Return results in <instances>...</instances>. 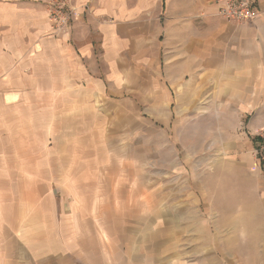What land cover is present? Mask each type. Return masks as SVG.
<instances>
[{"label":"crops","instance_id":"1","mask_svg":"<svg viewBox=\"0 0 264 264\" xmlns=\"http://www.w3.org/2000/svg\"><path fill=\"white\" fill-rule=\"evenodd\" d=\"M258 5L256 20L238 22L220 16L213 0H75L71 28L55 37L44 2L0 0L1 121L5 106L36 108L35 96L31 101L25 95L37 93L39 64L51 70L60 62L63 93L83 92L86 79L95 93L107 95L133 83L136 61L146 69L142 92L156 100L149 102L152 109H167L169 92L179 108L185 106L182 100L191 108L198 94L223 95L215 97L221 108L258 111L253 127L259 126L264 121V0ZM98 62L104 63L103 72ZM111 108L116 105L106 101L104 109ZM114 125L109 117L94 120L100 149L84 150L77 133L66 149L55 152L59 164L49 151L42 163L31 148L0 150V264H149L153 254L156 264H227L213 252L211 229H205L204 245L196 244L198 217L202 224L207 221V212L198 207H212L211 186L193 181L185 167L158 165L155 182L148 165L135 167L130 176L123 156L114 160L113 143L121 141ZM210 142L219 148L210 156L237 155L249 147L242 141L230 150L223 133ZM246 150L258 232L251 264H264V155L255 149L259 157L253 158ZM239 167L244 172L241 166L234 169ZM216 190V197H227L226 185ZM118 247L128 255L122 263L116 261Z\"/></svg>","mask_w":264,"mask_h":264},{"label":"rangeland","instance_id":"2","mask_svg":"<svg viewBox=\"0 0 264 264\" xmlns=\"http://www.w3.org/2000/svg\"><path fill=\"white\" fill-rule=\"evenodd\" d=\"M38 1L47 5L48 0ZM17 65L20 66V63ZM98 66L103 72L104 63L98 62ZM158 68L160 69V66ZM132 71L131 80L134 81L133 83L128 81L129 87L126 91L107 95L95 93L96 86L85 79L83 92L76 94L61 92L63 78L60 76V62L53 63L51 70L48 68L46 70L44 64H39L37 93L25 95V100L30 97L31 101L35 96L36 108L4 107V122L1 121L0 115V124L4 125H0V150L23 152L31 148L36 150L37 161L42 163L45 156L49 155V151L53 153L54 164H59L56 160L60 161V154L55 156V152L61 151L62 148L66 149L71 139L76 140L77 133L81 135L84 150H99L102 143L94 141L91 123L109 117L115 122L114 133L119 134L118 137L121 139L113 143L116 147L113 151L114 160L117 161L123 156L130 176L134 173L135 167L148 165L150 177L154 178L150 182H155L158 165L166 169L173 166L185 167L193 181L211 186L212 207L204 205L198 207L207 212V221L202 224L198 217L196 244L204 245L205 229H211L213 252L218 260L227 264L253 263L255 254L252 253V249L257 245L258 232L252 215L254 210V206L251 205L252 191L248 189L252 181L251 169L250 167L246 169L244 153L250 148L253 158L259 157L255 155L258 142L255 143L254 137L257 139V131L264 125V121L253 127L258 111L254 115L241 113L231 107L221 108L223 103L215 97L218 99L223 95L210 93L198 94L191 108H187V104L182 100L181 105L185 106L179 108L178 101L177 104L172 103L173 93L170 92L171 104H167V109H152L150 105L153 104L149 102L153 99L146 98L148 96L142 92L144 87L141 84V76L146 69L141 62L134 61ZM45 74L52 76L46 77ZM63 81L66 85L65 79ZM50 87L53 90L52 94L44 92ZM16 97L17 94L14 95V98ZM106 101L114 103L116 108L104 109ZM219 133L228 136L227 144L230 150L234 149L235 145L243 144L242 141L249 147L237 155L228 151L227 154L214 153L210 156L208 154L210 150L219 149L214 148L213 145L216 143L210 142L214 134ZM235 166H241L244 172L240 167L235 170ZM221 185L227 186V197H216V189ZM210 208L212 212H209ZM104 238L101 237V240ZM150 243V240L148 243L144 242L148 246ZM127 259L128 255L124 256L118 247L116 261L122 263L120 261ZM147 262L156 264V255L149 256Z\"/></svg>","mask_w":264,"mask_h":264},{"label":"built area","instance_id":"3","mask_svg":"<svg viewBox=\"0 0 264 264\" xmlns=\"http://www.w3.org/2000/svg\"><path fill=\"white\" fill-rule=\"evenodd\" d=\"M218 14L225 19L247 22L259 17L258 0H213ZM48 15L52 35L59 37L71 28L76 16L75 0H48ZM256 152L264 155V125L258 129Z\"/></svg>","mask_w":264,"mask_h":264}]
</instances>
